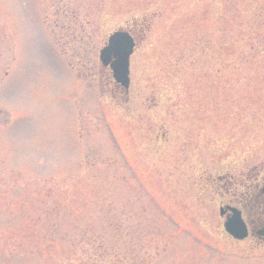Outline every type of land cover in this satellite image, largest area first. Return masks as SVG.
<instances>
[{"label": "rangeland", "instance_id": "rangeland-1", "mask_svg": "<svg viewBox=\"0 0 264 264\" xmlns=\"http://www.w3.org/2000/svg\"><path fill=\"white\" fill-rule=\"evenodd\" d=\"M258 172L264 0H0V264H264L220 217Z\"/></svg>", "mask_w": 264, "mask_h": 264}, {"label": "water", "instance_id": "water-1", "mask_svg": "<svg viewBox=\"0 0 264 264\" xmlns=\"http://www.w3.org/2000/svg\"><path fill=\"white\" fill-rule=\"evenodd\" d=\"M136 47L135 39L129 32L117 31L113 33L106 47L100 51V62L103 67L110 68L113 78L126 92L130 87V59ZM231 218L224 223L227 234L242 241L247 238L248 232L241 212L235 208H228ZM224 211L221 210L223 216Z\"/></svg>", "mask_w": 264, "mask_h": 264}, {"label": "flooded vegetation", "instance_id": "flooded-vegetation-1", "mask_svg": "<svg viewBox=\"0 0 264 264\" xmlns=\"http://www.w3.org/2000/svg\"><path fill=\"white\" fill-rule=\"evenodd\" d=\"M131 33L134 36L133 31ZM116 87L121 89L119 85H116ZM230 183L229 180L228 184L238 189L236 183L234 185ZM239 185L243 189L242 193L231 192L228 188L229 195L224 199L227 201H220V217L226 221L231 218V212L228 208L239 210L248 232V236L244 241L253 240L259 247L264 248V176H261V173L258 172L245 183ZM222 209L224 211L223 216L221 215Z\"/></svg>", "mask_w": 264, "mask_h": 264}, {"label": "trees", "instance_id": "trees-1", "mask_svg": "<svg viewBox=\"0 0 264 264\" xmlns=\"http://www.w3.org/2000/svg\"><path fill=\"white\" fill-rule=\"evenodd\" d=\"M106 222H107V224H106L107 227L109 226L114 231L115 234H119L120 227L117 226L116 221L112 222L111 220L109 221V219L106 218ZM84 232H87V231L85 230ZM87 233H89V232H87ZM132 234L133 233H131V235ZM96 242L98 243L97 246L101 250L100 254L104 257L105 260L109 259L108 257H110L112 255V258H114L115 261L117 262V260H118L117 257L121 254V252L117 250L118 248H120L119 245H118V248L116 249V247H114L115 245L113 243H110L111 241H107V240L104 241L102 239H99ZM133 244H132V240H131L129 242V245L133 246ZM131 249L132 250L130 251V248H128V252L130 251L129 255L132 257L133 256V248H131ZM132 258H134V257H132Z\"/></svg>", "mask_w": 264, "mask_h": 264}]
</instances>
